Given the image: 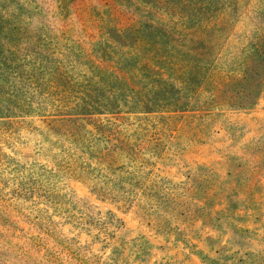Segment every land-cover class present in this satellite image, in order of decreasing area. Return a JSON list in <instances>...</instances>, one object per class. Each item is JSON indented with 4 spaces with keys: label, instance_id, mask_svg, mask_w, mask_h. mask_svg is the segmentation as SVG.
<instances>
[{
    "label": "trees",
    "instance_id": "16d2710c",
    "mask_svg": "<svg viewBox=\"0 0 264 264\" xmlns=\"http://www.w3.org/2000/svg\"><path fill=\"white\" fill-rule=\"evenodd\" d=\"M11 2L0 0V141L14 153L0 146V182L3 171L12 174L9 189L0 185V228L6 229L0 230V250L9 252H0V264H13L11 257L21 260L30 252L14 249L6 238L16 231L22 236L24 224L38 248L56 235L60 222L54 214L67 222L80 213L76 221L81 228H106L107 219L89 221L88 207L63 200L67 179L88 182L97 199L125 209L206 207L186 203L182 192L204 199L205 205L213 202L214 182L205 173L190 170L185 181L169 185L171 180L156 169L167 164L166 157L172 159L166 156L169 151L182 149V138L207 142L222 110L259 102L264 95V30L241 49L237 66L205 93L196 89L174 98L168 95L174 85L165 80L166 72L128 64L119 53L112 61L106 48L101 53L61 49L30 14L27 0ZM177 59L175 70L183 73L199 69L206 78L215 71L212 60ZM183 82L185 87L188 77ZM29 139L35 142L27 156L16 142L27 144Z\"/></svg>",
    "mask_w": 264,
    "mask_h": 264
},
{
    "label": "rangeland",
    "instance_id": "374dc122",
    "mask_svg": "<svg viewBox=\"0 0 264 264\" xmlns=\"http://www.w3.org/2000/svg\"><path fill=\"white\" fill-rule=\"evenodd\" d=\"M27 3L30 14L44 25L49 37L55 36L59 48L69 46L97 53L106 48L112 61L119 53L128 64L166 72L165 80L174 85V91L168 95L174 98L196 89L205 93L226 70L237 66L241 49L264 30V0H27ZM181 56L212 60L215 71L206 78L199 69L177 71L173 63ZM187 77L184 87L183 79ZM221 112L205 138L207 142L182 138V149L177 154L169 151L166 156L172 159L166 157L167 164L159 163L161 170L156 169L171 180L169 185L185 181L190 170L205 173L214 182L211 194L216 195L212 203L205 205L204 199L182 192L186 203L192 200L206 207L193 205L188 209L183 205L149 212L136 206L125 209L97 199L88 182L67 179L62 189L67 193L63 200L79 202L80 207H88L89 221L107 219L108 225L105 228L85 224L81 228L76 220L82 214L76 210L74 220L70 218L67 222L54 214V219L60 222L56 235L38 248L28 239L31 229L24 224L22 236L16 231L6 238L14 249L28 248L30 252L21 260L11 257L12 263L264 264V95L253 107ZM34 142L29 139L27 144L16 142V145L28 156ZM1 145L3 151L14 155L10 145L0 141ZM2 175L0 185L7 190L12 184V174L5 170ZM0 230L6 232L5 228Z\"/></svg>",
    "mask_w": 264,
    "mask_h": 264
}]
</instances>
